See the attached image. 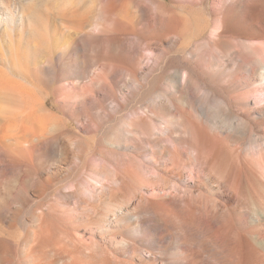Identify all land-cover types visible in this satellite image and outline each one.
<instances>
[{"label": "bare ground", "instance_id": "6f19581e", "mask_svg": "<svg viewBox=\"0 0 264 264\" xmlns=\"http://www.w3.org/2000/svg\"><path fill=\"white\" fill-rule=\"evenodd\" d=\"M173 1L0 0V264H264V0Z\"/></svg>", "mask_w": 264, "mask_h": 264}, {"label": "rangeland", "instance_id": "374dc122", "mask_svg": "<svg viewBox=\"0 0 264 264\" xmlns=\"http://www.w3.org/2000/svg\"><path fill=\"white\" fill-rule=\"evenodd\" d=\"M211 1L210 0H207L206 1V5L207 6H210ZM167 3H168V7H171L174 11L181 13V10L179 9V7L182 6L181 3H177V2H175L173 0H168ZM136 34H137V36H140L138 34V32H136ZM15 37H17V35L16 36L14 35V38L13 39H15ZM117 56H120V53H116V57ZM52 106H54V105H52Z\"/></svg>", "mask_w": 264, "mask_h": 264}]
</instances>
